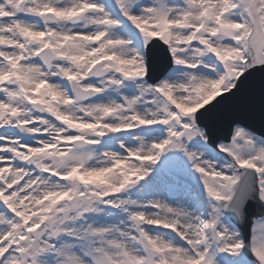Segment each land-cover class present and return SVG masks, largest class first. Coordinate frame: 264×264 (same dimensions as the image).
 Segmentation results:
<instances>
[{
	"label": "snow or ice",
	"instance_id": "6c2138e0",
	"mask_svg": "<svg viewBox=\"0 0 264 264\" xmlns=\"http://www.w3.org/2000/svg\"><path fill=\"white\" fill-rule=\"evenodd\" d=\"M0 264H264V0H0Z\"/></svg>",
	"mask_w": 264,
	"mask_h": 264
}]
</instances>
